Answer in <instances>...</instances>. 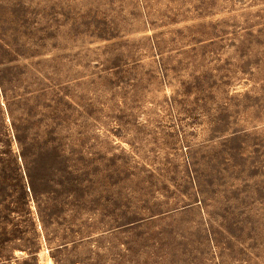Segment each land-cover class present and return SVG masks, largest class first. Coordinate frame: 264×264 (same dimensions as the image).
<instances>
[{"label": "rangeland", "instance_id": "1", "mask_svg": "<svg viewBox=\"0 0 264 264\" xmlns=\"http://www.w3.org/2000/svg\"><path fill=\"white\" fill-rule=\"evenodd\" d=\"M24 3L71 108L29 175L0 138V264H264V0Z\"/></svg>", "mask_w": 264, "mask_h": 264}, {"label": "trees", "instance_id": "2", "mask_svg": "<svg viewBox=\"0 0 264 264\" xmlns=\"http://www.w3.org/2000/svg\"><path fill=\"white\" fill-rule=\"evenodd\" d=\"M24 0H0V33L7 37L16 50L0 40V138L7 141L11 149V136L15 140L24 171L33 167H44L41 160L50 157L53 161L63 158V147L56 146L62 139V130L69 120L71 103L65 91L67 82L61 81V67L71 61L69 53L40 56L22 61L18 52L27 53L28 47L22 37L29 31L25 18ZM248 13L233 14L214 20V38L231 34L239 45L245 43ZM247 17V18H246ZM34 30L38 28L33 27ZM152 42L157 41L152 36ZM96 48H86L93 51ZM66 60V61H65ZM7 114L9 126H4Z\"/></svg>", "mask_w": 264, "mask_h": 264}]
</instances>
